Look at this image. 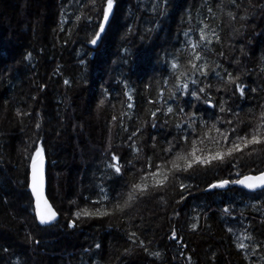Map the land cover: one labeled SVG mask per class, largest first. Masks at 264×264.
I'll use <instances>...</instances> for the list:
<instances>
[{
  "label": "trees",
  "instance_id": "trees-1",
  "mask_svg": "<svg viewBox=\"0 0 264 264\" xmlns=\"http://www.w3.org/2000/svg\"><path fill=\"white\" fill-rule=\"evenodd\" d=\"M87 3L17 0L12 16L4 7L5 0H0V264H188L186 256L192 257V264H250L237 251L227 228L246 227L264 240V196L235 187L205 191L210 182L227 175L215 162L209 169L194 166L185 174L192 176L185 180L191 187L184 191L187 198L180 204L176 203L180 190L172 185L162 193L166 203L147 195L124 214L76 220L74 228L67 227L77 208H99L103 205L92 201L102 200L104 193L115 199L117 193L127 192L130 182L138 179L139 166L153 151L151 135L156 136L157 151L177 135L171 125L146 128L134 138L143 144L139 158L128 147V136L158 106L148 101L157 99L163 81L172 80L171 62L187 47L184 33L191 28L190 38L198 40V22L207 9L205 0H167L166 5L162 0H116L115 14L93 46L88 40L99 17L85 7ZM219 20L218 15L211 23L214 26ZM248 25L243 36H232L225 28L223 45L214 43L208 53L210 61L239 73L243 83L260 90L257 94L246 89V98L232 104L245 119L250 110L258 114L259 105L264 104V73L260 71L264 67V16H255ZM221 50L224 57L217 55ZM29 52L30 61L24 59ZM234 58L240 63L234 64ZM125 93L132 97L130 101ZM185 100L194 103L191 97L182 98L181 103ZM198 107L205 119L213 112L205 105ZM17 109L31 115L21 122L15 115ZM38 121L39 131L35 128ZM37 135L49 162L47 196L53 192L57 203L58 219L48 227H39L33 220L26 188L25 149ZM111 153L121 158V176L107 168ZM158 162L154 156L153 165ZM250 163L242 162V172L250 170ZM259 170H264V163ZM225 207L232 210L235 220L223 213ZM174 211L180 215L170 220ZM197 214L199 227L190 231ZM173 227L186 248L169 238ZM129 231H136L149 250L160 251L162 257L154 259L133 245ZM249 256L255 264H264V248Z\"/></svg>",
  "mask_w": 264,
  "mask_h": 264
},
{
  "label": "snow or ice",
  "instance_id": "snow-or-ice-1",
  "mask_svg": "<svg viewBox=\"0 0 264 264\" xmlns=\"http://www.w3.org/2000/svg\"><path fill=\"white\" fill-rule=\"evenodd\" d=\"M162 3L166 5L167 0H162ZM205 4L207 5L206 13H202L198 22V40L190 38L191 28L184 33L187 38V47L181 50L179 56L171 62L172 80L163 81V88L158 91L157 99L148 101L149 104L158 106L151 109L147 119L143 120L140 126L128 136L127 139L131 141L128 147L134 156L139 158L143 144L138 145L134 138H139L146 128L155 129L171 125L176 129L177 135L172 140H168L166 146L158 151L156 136L151 135L150 147L153 151L146 157L145 163L139 166L138 179L130 182L127 192L117 193L115 199H110L108 194L104 193L102 200L92 201L93 205H103L99 208H77L72 213L74 219L69 220L67 227L74 228L76 220L124 214L134 206L137 200L147 195H156L162 203H166L162 193L167 192L172 185L178 186L180 190L181 195L176 200V203L180 204L187 198L183 195L184 191L191 187L185 183V180L191 179L192 176L185 174L193 170L194 166L209 169L214 166V162L215 166H223L227 175L210 182L205 191L240 186L264 196V170H259V164L264 163V104L259 105L258 114L250 110V115L246 114L247 119L242 118L240 111L232 106L236 100L246 98V89L257 94L260 90L256 87H249L242 82L239 73L234 74L221 63L210 61L208 56L214 43L223 45L221 32L225 28L232 36H243L249 26V20L257 15L264 16V0H215L214 4L205 0ZM115 6L116 0H88L85 7H90L91 11L99 17L96 31L88 43L97 46L101 34L105 32L106 26L110 23V18L115 14ZM155 7H160V5ZM218 15L220 20L213 26L211 21H216ZM76 19L80 20L81 17L77 16ZM89 19H91L90 16ZM239 52L244 55V48L241 47ZM217 55L224 57L225 53L221 50ZM180 57H183V63H180ZM31 58L30 52L24 57L29 61ZM233 63L239 64L240 61L234 58ZM260 71L264 73V67ZM64 84L68 85L69 81L64 80ZM164 89L167 90V95ZM217 94L221 95L217 96ZM125 95L128 96L129 101L132 99L128 93ZM184 97H191L194 103L187 100L181 103ZM103 104L104 101L101 100L100 105ZM198 105H205L213 110L208 119L199 114ZM127 107L131 109L133 105L129 103ZM15 115L21 118L22 122V118L30 116L31 112H22L17 109ZM124 115L128 114L124 113ZM116 120L117 117L114 115L112 121ZM120 127L127 131L122 122ZM35 128L37 131L41 128L39 121L35 124ZM161 152L163 155L160 154ZM154 156L159 158V162L155 165L152 163ZM24 159L27 161L26 188L30 191L32 198L30 207L34 212L33 220L38 221L41 226H49L57 220L58 212L46 195V149L39 135L25 149ZM242 162H251L247 173L241 170ZM128 163L136 167L131 160ZM251 164H255L256 167H251ZM107 168L114 171L117 176L123 175L124 165L115 153H111ZM133 175L136 174L133 173ZM149 178H151V183H149ZM101 191L104 192L103 189ZM71 203L75 204L76 201H71ZM256 207L259 210L258 206ZM222 211L226 216H230L233 220L236 219L229 207L223 208ZM179 215V211H174L169 219L175 220ZM200 219V214L192 217L194 222L189 225L190 231L198 229ZM203 219L207 220L206 214ZM261 223L264 224V220H261ZM227 231L233 234L237 251L242 253L244 259L249 260L250 264H255V261H251L249 253L256 256L260 249L264 248V240H258L253 233L247 231L246 227L242 230L228 227ZM237 232H239L238 235ZM169 238L181 248L187 247L175 227L172 228ZM128 239L133 245L138 244V247L150 257L154 259L162 257L160 251H150L136 231H129ZM35 243L39 241L36 240ZM96 248L99 249L100 245L97 244ZM2 251L8 253L9 249L3 248ZM129 251L125 249L126 254ZM180 255L183 256V252ZM184 258L188 264H192L191 256ZM211 259L215 260V253Z\"/></svg>",
  "mask_w": 264,
  "mask_h": 264
},
{
  "label": "rangeland",
  "instance_id": "rangeland-1",
  "mask_svg": "<svg viewBox=\"0 0 264 264\" xmlns=\"http://www.w3.org/2000/svg\"><path fill=\"white\" fill-rule=\"evenodd\" d=\"M4 7L6 9V11L8 13H10L12 16H14L16 14V10H17V0H5V4ZM26 35V34H25ZM1 63V62H0ZM1 65V64H0ZM54 163V162H53ZM49 164V162H48ZM72 178H69V184H71L72 182ZM48 198H49V202L52 204V206L56 209L57 207V203L55 201V196L53 194V192H50L48 194Z\"/></svg>",
  "mask_w": 264,
  "mask_h": 264
},
{
  "label": "water",
  "instance_id": "water-1",
  "mask_svg": "<svg viewBox=\"0 0 264 264\" xmlns=\"http://www.w3.org/2000/svg\"><path fill=\"white\" fill-rule=\"evenodd\" d=\"M45 172H46V195H47V172H48V160H47V158H46V161H45ZM230 187H235V188H238V189H241V190H244L245 192H248V193H256V192H250V191H248L247 189H243L242 187H240V186H230ZM28 192H29V195H30V191L28 190ZM31 197V196H30ZM31 200H32V198H31ZM54 208V207H53ZM55 209V208H54ZM56 210V209H55ZM57 219H58V217H57ZM57 221V220H56ZM56 221H54V222H56ZM36 222V224L39 226V227H48V226H41V225H39L38 224V221H35ZM53 222V223H54ZM52 223V224H53ZM51 224V225H52ZM50 226V225H49Z\"/></svg>",
  "mask_w": 264,
  "mask_h": 264
}]
</instances>
